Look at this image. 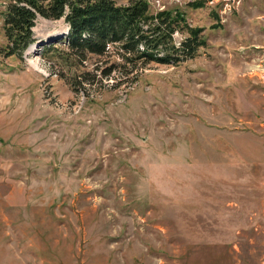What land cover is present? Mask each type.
<instances>
[{
    "label": "rangeland",
    "instance_id": "obj_1",
    "mask_svg": "<svg viewBox=\"0 0 264 264\" xmlns=\"http://www.w3.org/2000/svg\"><path fill=\"white\" fill-rule=\"evenodd\" d=\"M144 1L195 57L126 76L40 17L6 57L0 0V264H264V0Z\"/></svg>",
    "mask_w": 264,
    "mask_h": 264
},
{
    "label": "trees",
    "instance_id": "obj_2",
    "mask_svg": "<svg viewBox=\"0 0 264 264\" xmlns=\"http://www.w3.org/2000/svg\"><path fill=\"white\" fill-rule=\"evenodd\" d=\"M118 1L122 0H11L3 14L4 55L21 59L35 42L32 29L38 17L64 20L68 27L66 47L80 62L87 56L107 57L114 47L123 66H131L122 73L126 76L138 65H175L192 59L205 45L201 30L189 28L180 13L152 15L144 0H126L125 5H118ZM183 31L187 36L176 43L174 34ZM110 65L100 72L101 78L115 81L112 74L118 65Z\"/></svg>",
    "mask_w": 264,
    "mask_h": 264
},
{
    "label": "built area",
    "instance_id": "obj_3",
    "mask_svg": "<svg viewBox=\"0 0 264 264\" xmlns=\"http://www.w3.org/2000/svg\"><path fill=\"white\" fill-rule=\"evenodd\" d=\"M189 2H190V1H189ZM156 3H157V4H160V1L157 0ZM226 3H233V0H226Z\"/></svg>",
    "mask_w": 264,
    "mask_h": 264
},
{
    "label": "bare ground",
    "instance_id": "obj_4",
    "mask_svg": "<svg viewBox=\"0 0 264 264\" xmlns=\"http://www.w3.org/2000/svg\"><path fill=\"white\" fill-rule=\"evenodd\" d=\"M56 35V34H55ZM53 37V36H52ZM54 37H57V36H54ZM36 47V46H31V48L29 49V51L31 52L33 50V48ZM36 49V48H34ZM34 51V50H33Z\"/></svg>",
    "mask_w": 264,
    "mask_h": 264
}]
</instances>
